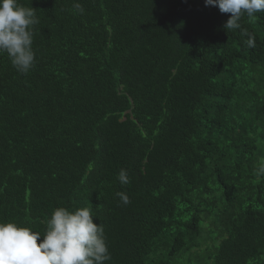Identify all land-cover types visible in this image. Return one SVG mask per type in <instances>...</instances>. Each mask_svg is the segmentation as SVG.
<instances>
[{
    "label": "trees",
    "instance_id": "1",
    "mask_svg": "<svg viewBox=\"0 0 264 264\" xmlns=\"http://www.w3.org/2000/svg\"><path fill=\"white\" fill-rule=\"evenodd\" d=\"M19 3L35 60L0 54V221L87 207L105 264H264V13L249 48L205 0Z\"/></svg>",
    "mask_w": 264,
    "mask_h": 264
},
{
    "label": "clouds",
    "instance_id": "2",
    "mask_svg": "<svg viewBox=\"0 0 264 264\" xmlns=\"http://www.w3.org/2000/svg\"><path fill=\"white\" fill-rule=\"evenodd\" d=\"M205 5L231 14L224 25L226 31L241 29L245 14L252 18L264 13V0H205ZM74 8L83 12L79 3ZM36 23L33 8L24 7L19 0H0V54L6 52L16 70L24 74L35 60L32 26ZM241 35L247 36L249 48L256 46L255 37L246 29H241ZM257 174H264V166ZM117 179L121 184L129 183L126 170L121 169ZM117 195L123 204L130 203L126 193ZM110 260L103 226L94 222L87 207L74 211L57 207L43 234L15 222L0 221V264H105Z\"/></svg>",
    "mask_w": 264,
    "mask_h": 264
}]
</instances>
